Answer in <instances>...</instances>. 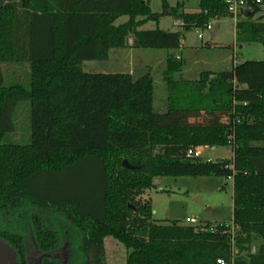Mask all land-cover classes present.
<instances>
[{"label":"trees","instance_id":"16d2710c","mask_svg":"<svg viewBox=\"0 0 264 264\" xmlns=\"http://www.w3.org/2000/svg\"><path fill=\"white\" fill-rule=\"evenodd\" d=\"M248 1L239 41L264 45V15L253 19L264 0ZM150 2L0 0V237L23 258L34 249L46 254L43 264H106L112 236L127 248L126 264H264V60L185 79L184 61L168 54L164 112L155 111L151 74L81 67L130 38L132 47L179 49L180 31L142 28L161 16L186 30L229 16L226 0H201L196 12L162 0L161 13ZM23 64L28 83H7L6 73ZM21 100L30 103V140L6 141ZM229 145V160L186 155ZM89 165L99 176L95 194L65 182ZM209 175L233 179L232 225L153 219L142 197L155 177Z\"/></svg>","mask_w":264,"mask_h":264},{"label":"rangeland","instance_id":"374dc122","mask_svg":"<svg viewBox=\"0 0 264 264\" xmlns=\"http://www.w3.org/2000/svg\"><path fill=\"white\" fill-rule=\"evenodd\" d=\"M201 0H168L171 7L182 3L181 12H196ZM153 12H163L162 0H151ZM263 11L253 18L256 20ZM128 16L117 20L123 23ZM211 29L197 28L186 30L180 26V20L173 15H164L159 22L147 21L142 28L159 27L166 31H180L182 45L179 49H155L132 47L133 39L123 48L110 50L106 60H86L81 67L84 71L94 73H132L135 78L151 74L155 82L154 108L157 112L167 109L168 85L164 81L166 57L172 53L184 61L180 76L185 79H197L203 71H229L236 63L246 60H264V45L259 42L246 43L237 39L236 20L230 16L216 15L209 21ZM202 34L203 38L198 35ZM28 64L16 66L6 73L7 83H28ZM179 76V75H178ZM16 130L10 133L6 141L27 143L30 140V103L21 100L15 109ZM202 159L229 160L233 156L232 146L200 148ZM66 178V181H65ZM63 179L71 187L80 186L95 194L99 176L97 168L89 165L85 171ZM154 186L147 190L143 199L152 205L153 219L160 222L178 220L182 224L187 218H197L200 226L206 224H233L234 186L233 179L224 176H157ZM39 225V224H38ZM37 225V226H38ZM193 225V224H192ZM196 225V224H194ZM31 240L33 237H31ZM106 264H126L128 250L124 244L112 236L105 238ZM34 251V249H32Z\"/></svg>","mask_w":264,"mask_h":264},{"label":"flooded vegetation","instance_id":"af4514ba","mask_svg":"<svg viewBox=\"0 0 264 264\" xmlns=\"http://www.w3.org/2000/svg\"><path fill=\"white\" fill-rule=\"evenodd\" d=\"M33 244L35 245L34 239ZM23 258L19 250L0 237V264H43L44 255L38 250L29 251Z\"/></svg>","mask_w":264,"mask_h":264},{"label":"built area","instance_id":"2783aa9c","mask_svg":"<svg viewBox=\"0 0 264 264\" xmlns=\"http://www.w3.org/2000/svg\"><path fill=\"white\" fill-rule=\"evenodd\" d=\"M254 1L257 3H261L263 0H254ZM226 3L228 5L229 16L233 17L236 20V22L243 15L244 11H246L248 9V6H249L248 0H226ZM181 24H182V22L180 21V25ZM206 28L211 29L212 28L211 23H209ZM198 37L202 39L203 35L199 34ZM200 148L201 147L190 148V149H188L186 155L188 157H202ZM186 222H188L189 224H198L199 223L197 218H187ZM217 262L219 264H226L225 260L222 258L218 259Z\"/></svg>","mask_w":264,"mask_h":264},{"label":"water","instance_id":"95a60500","mask_svg":"<svg viewBox=\"0 0 264 264\" xmlns=\"http://www.w3.org/2000/svg\"><path fill=\"white\" fill-rule=\"evenodd\" d=\"M226 121L228 122L229 120L227 119ZM123 164H124V166H126L128 168H133L134 167V166L130 165L127 160H124Z\"/></svg>","mask_w":264,"mask_h":264},{"label":"crops","instance_id":"0c3cea01","mask_svg":"<svg viewBox=\"0 0 264 264\" xmlns=\"http://www.w3.org/2000/svg\"><path fill=\"white\" fill-rule=\"evenodd\" d=\"M263 11V10H262ZM165 30V29H164ZM237 39L239 40V36L237 35Z\"/></svg>","mask_w":264,"mask_h":264}]
</instances>
